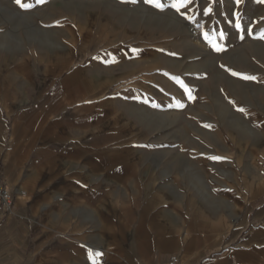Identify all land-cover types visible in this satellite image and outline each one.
<instances>
[{"label": "crops", "instance_id": "obj_1", "mask_svg": "<svg viewBox=\"0 0 264 264\" xmlns=\"http://www.w3.org/2000/svg\"><path fill=\"white\" fill-rule=\"evenodd\" d=\"M25 2L0 0L26 15L5 29L59 38L1 56L0 182L18 217L0 211V264H92L90 249L100 264H264V170L229 160L227 136L214 145L209 110L193 103L212 61L148 43L91 48L100 12L60 14V27L52 0ZM107 17L105 35L136 34ZM238 148L254 164L264 135Z\"/></svg>", "mask_w": 264, "mask_h": 264}, {"label": "rangeland", "instance_id": "obj_2", "mask_svg": "<svg viewBox=\"0 0 264 264\" xmlns=\"http://www.w3.org/2000/svg\"><path fill=\"white\" fill-rule=\"evenodd\" d=\"M120 2L52 0V15L53 18L65 13L75 15L77 10L94 14L100 12L101 15H96L98 20L89 24V27H96V34L83 37L84 43L91 48L115 42L122 45L148 43L162 45L169 55L172 50L178 49L181 59H201L205 55L204 59L212 63L206 70L205 82L197 86L193 103H197L199 109L209 110L213 144L218 145L220 134L222 139L227 136L226 154L229 160L235 156L240 157L239 161L244 158L239 166L245 173H251L254 168L264 170V149L260 153L263 157L258 154L253 158L254 164L249 165L247 156H251L248 152L251 148H238L239 143L249 147L264 135V39L260 38L264 34V0H239V3L237 0H191L180 13L171 7L174 0H160L162 10L145 0ZM6 7H9L8 4L0 3V61L2 55L12 53L27 59L30 53L23 48L29 44L39 46L49 41L52 44L58 42L56 29L50 36L43 35L39 29L29 33L22 26L5 29L13 21L15 25H27L26 15H17L15 11L6 13ZM110 15L136 34L121 37L105 35L110 22L107 16ZM52 23L64 26L59 18L53 19ZM155 30L162 31V34H146ZM214 45L221 50L217 51ZM191 46L192 51H187ZM11 48L16 50L12 52ZM34 69L38 76L36 65ZM259 202L263 203V200Z\"/></svg>", "mask_w": 264, "mask_h": 264}, {"label": "snow or ice", "instance_id": "obj_3", "mask_svg": "<svg viewBox=\"0 0 264 264\" xmlns=\"http://www.w3.org/2000/svg\"><path fill=\"white\" fill-rule=\"evenodd\" d=\"M37 3L43 4L45 0H36ZM146 3L150 4L151 6L157 8V9H163V5L160 2V0H145ZM191 3V0H174L171 7L175 9L177 13H180L182 9L186 8L187 5ZM237 3H239V0H237ZM16 4L24 10H27L32 7L31 4L26 3L25 0H16ZM210 11V10H209ZM188 19H191L190 17H186ZM239 22H237V28H239ZM261 39H264V34L261 35ZM217 51H220L221 49L214 45ZM227 70V69H226ZM232 75H237V73H232ZM243 79H255V77H242ZM185 91L188 92L189 90L185 87ZM190 94V93H189ZM239 111L243 112L244 109H238ZM211 159H220L219 157H212ZM102 256V252L95 251L93 252L91 249L88 251V257L92 261V264H100L99 258Z\"/></svg>", "mask_w": 264, "mask_h": 264}, {"label": "built area", "instance_id": "obj_4", "mask_svg": "<svg viewBox=\"0 0 264 264\" xmlns=\"http://www.w3.org/2000/svg\"><path fill=\"white\" fill-rule=\"evenodd\" d=\"M20 196H24L25 193L20 191L18 193ZM15 202V193L7 189L0 182V211L3 217H18V214L13 210ZM161 264H179L178 257L176 255H172L168 258V260Z\"/></svg>", "mask_w": 264, "mask_h": 264}]
</instances>
